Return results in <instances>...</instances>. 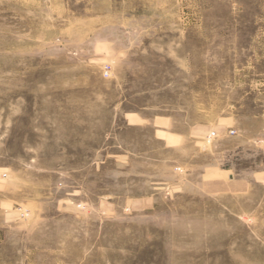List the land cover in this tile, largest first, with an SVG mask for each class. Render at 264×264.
I'll return each instance as SVG.
<instances>
[{
    "label": "rangeland",
    "instance_id": "rangeland-1",
    "mask_svg": "<svg viewBox=\"0 0 264 264\" xmlns=\"http://www.w3.org/2000/svg\"><path fill=\"white\" fill-rule=\"evenodd\" d=\"M0 264H264V0H0Z\"/></svg>",
    "mask_w": 264,
    "mask_h": 264
}]
</instances>
